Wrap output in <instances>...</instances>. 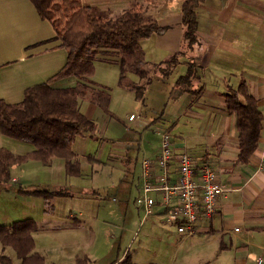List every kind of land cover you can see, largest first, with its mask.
<instances>
[{"label": "crops", "instance_id": "obj_1", "mask_svg": "<svg viewBox=\"0 0 264 264\" xmlns=\"http://www.w3.org/2000/svg\"><path fill=\"white\" fill-rule=\"evenodd\" d=\"M183 1L81 0L102 18L115 17L134 2L138 9L156 18L160 26L168 27L165 33L154 34L142 42L151 69L143 104L150 110L144 117L135 116L129 121L136 132L160 124V130L171 135L174 154L186 152L198 166L208 162L218 172L226 192L219 210L211 218L197 221L196 233L210 235V240L219 244L220 252L232 253L235 264H247L250 258H256V264L262 258L264 264V0L205 1L196 11L199 42L193 49L183 39ZM180 51L183 54L168 76L153 73L154 65ZM66 59L67 51L56 39L51 23L39 16L30 0H0V100L10 104L20 102L27 88L46 82L64 66ZM100 62L104 65L102 69L118 66ZM191 63L194 77L185 89L176 83L180 76L186 75ZM129 76L140 82L135 75ZM91 80L108 87L105 79L96 77L94 81L91 77ZM77 81L70 76L52 85L66 88ZM241 82L247 84L263 115L258 146L246 163L239 161L236 115L228 113L225 104L228 89L236 90ZM80 105L91 119L99 111L97 105L87 100H82ZM112 148L114 154L126 152L124 145L114 143ZM145 152L149 153L148 158L155 159L160 146ZM131 154L128 153V158ZM137 166L140 175V162ZM177 166L176 161L170 164L173 181ZM12 181L17 182L14 177ZM153 196L160 200L159 195ZM157 208L162 209L159 205ZM96 210L98 206L86 205L79 218L73 215L67 223L43 230L48 233V241L40 243L36 239V252L44 257L45 264H79L78 258H85L86 264L94 262L98 240L94 227H87L86 222L97 221L100 213L94 215ZM103 215L98 217V226ZM236 228L239 230L235 231ZM78 233H85V240H78ZM0 255H5L3 250ZM131 257L128 264H134ZM16 258L13 263L19 264L17 255ZM123 259L117 256L107 264H125Z\"/></svg>", "mask_w": 264, "mask_h": 264}, {"label": "trees", "instance_id": "obj_2", "mask_svg": "<svg viewBox=\"0 0 264 264\" xmlns=\"http://www.w3.org/2000/svg\"><path fill=\"white\" fill-rule=\"evenodd\" d=\"M39 16L51 23L56 39L67 51L64 66L46 82L29 87L18 103L0 100V130L8 137L33 144L27 155H16L6 148H0V183H8L10 170L27 159L44 164L53 158H62L68 175H80L79 162L73 149L79 137H94L97 133L95 121L88 118L81 109V101L87 100L98 106L107 115L111 94L108 88L96 85L91 77L95 73L97 60L115 63L119 66V86L130 90L137 99H143L146 86L151 82L142 42L154 34H163L168 27L160 26L152 15L130 3L121 14L112 18L98 16L91 6L81 0H30ZM207 0H184L181 19L184 28L183 39L189 49L199 42L197 9ZM183 52H177L164 62L153 66V73L166 77L178 63ZM135 75L140 82L129 75ZM74 76V86L54 87L57 80ZM194 77V65L180 76L177 85L189 86ZM226 110L236 115L239 136V161L248 162L258 146L262 131V112L247 84L241 82L236 90L228 89L225 99ZM23 193L39 194L49 202L54 195L63 192L49 190H19ZM40 226L32 219L16 221L10 225L0 224V243L11 245L16 251L19 264H45L42 255L34 252L33 233ZM124 263L130 262L129 252ZM86 264L85 258L77 259ZM0 264H12L6 255H0Z\"/></svg>", "mask_w": 264, "mask_h": 264}, {"label": "rangeland", "instance_id": "obj_3", "mask_svg": "<svg viewBox=\"0 0 264 264\" xmlns=\"http://www.w3.org/2000/svg\"><path fill=\"white\" fill-rule=\"evenodd\" d=\"M103 66L100 60L96 61L93 80L100 77L108 83L110 113L107 115L99 108L93 118L98 130L96 135L81 137L74 143L80 175H68L62 158H55L49 165L34 159L14 165L10 170V181L0 183V224L10 225L28 218L34 220L40 226L33 233L36 252V239L40 243L48 241V233L43 231L47 227L67 223L73 215L79 218L86 205L98 206L99 210L93 211L94 215L100 213L97 221L86 222L87 227H94L98 240L92 264H107L117 256L123 258L126 252L132 256L134 264H235L232 253L220 252L219 244L211 241L208 234L182 236L177 233L175 224L165 219L166 215L144 219L143 208L136 204L142 183L137 165L143 157L149 156L145 149L150 152L161 145L160 124L139 132L133 129L129 117H144L150 109L144 107L143 99L121 89L118 66L108 65L102 69ZM147 115L151 116L150 113ZM114 143L124 145L126 152L114 154ZM0 148L16 155H27L34 146L5 136L0 130ZM129 152L132 158H128ZM13 177L17 182L12 181ZM29 189L63 194L54 195L47 202L42 195L19 191ZM99 215L106 219L99 218L100 226ZM85 237V233H78L76 238L85 240ZM2 247L0 243V251L11 257L12 264H17L13 263L16 258L13 246ZM256 262V258H250L247 264Z\"/></svg>", "mask_w": 264, "mask_h": 264}, {"label": "built area", "instance_id": "obj_4", "mask_svg": "<svg viewBox=\"0 0 264 264\" xmlns=\"http://www.w3.org/2000/svg\"><path fill=\"white\" fill-rule=\"evenodd\" d=\"M134 118V115L129 117L130 120ZM158 133L161 137L159 155L155 159L145 156L140 161L142 183L136 204L143 208L145 220L159 214L166 215V220L175 224L178 234L193 236L197 221L211 218L219 210L226 188L218 172L208 162L198 166L188 153L174 154L169 132L160 130ZM173 161L178 164L174 181L170 178ZM153 194L159 195L160 200ZM158 205L162 211L157 208ZM258 264H262L261 258Z\"/></svg>", "mask_w": 264, "mask_h": 264}]
</instances>
